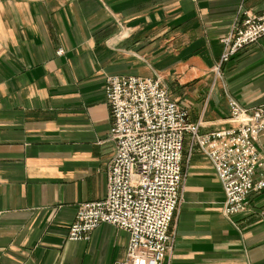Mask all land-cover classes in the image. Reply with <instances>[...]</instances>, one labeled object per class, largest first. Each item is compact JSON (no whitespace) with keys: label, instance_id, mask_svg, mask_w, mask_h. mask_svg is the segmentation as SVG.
Returning <instances> with one entry per match:
<instances>
[{"label":"crops","instance_id":"obj_1","mask_svg":"<svg viewBox=\"0 0 264 264\" xmlns=\"http://www.w3.org/2000/svg\"><path fill=\"white\" fill-rule=\"evenodd\" d=\"M245 13H264V0H0V264L122 258L128 234L111 224L66 239L76 205L105 192L114 146L104 75L157 76L198 133L233 126L229 98L264 103V36L211 71ZM257 147L264 154V132ZM181 169L162 264H264V189L225 218L188 133Z\"/></svg>","mask_w":264,"mask_h":264},{"label":"built area","instance_id":"obj_2","mask_svg":"<svg viewBox=\"0 0 264 264\" xmlns=\"http://www.w3.org/2000/svg\"><path fill=\"white\" fill-rule=\"evenodd\" d=\"M230 34L234 49L256 40L264 35V14L246 17ZM106 82L112 118L109 133L115 143L106 192L102 199L78 206L69 239L84 238L100 222L110 223L129 232L124 264H161L171 242L168 228L181 180L184 132L206 147L204 152L223 183L225 215L242 209L253 170L264 169V162H258L247 129H239L237 135L233 131L197 135L185 110L169 98L157 79L111 76ZM229 104L232 113H238L234 103ZM258 122L264 126V118ZM257 187H264V178Z\"/></svg>","mask_w":264,"mask_h":264},{"label":"rangeland","instance_id":"obj_3","mask_svg":"<svg viewBox=\"0 0 264 264\" xmlns=\"http://www.w3.org/2000/svg\"><path fill=\"white\" fill-rule=\"evenodd\" d=\"M261 14H264V13H261ZM261 14H247L245 13L244 16L242 18H234L233 21L231 22V24L229 25V28L227 30V32L220 38V43H221V51H220V54H219V57H218V60L217 62L212 66L211 68V71L212 73L218 77L219 74H220V68H221V65L223 63H225L226 61H228L233 55H235L238 51H240L244 46L248 45V44H251L253 42H255L256 40H258L260 37L264 36H260L259 38H257L256 40L250 42V43H247V44H244L242 46H240L239 48H233V44H234V41H235V38H231L229 37L230 35V32L231 30L235 27H241L242 26V22H243V19H245L246 17H258L260 16ZM233 51V52H232ZM61 50L58 49L56 50V54H60ZM231 52V53H230ZM230 53V54H228ZM228 54V55H227ZM224 56V57H223ZM227 56V57H226ZM111 76H115V77H128V76H134V77H139V78H151V79H157L160 84L163 86V88L166 90L169 98L174 101L172 98H171V95L167 89V87L161 82V80L157 77V76H154V77H141V76H135V75H124V74H105L104 75V84H103V93H104V98H105V88H106V80L108 77H111ZM105 101H106V98H105ZM229 101L233 102L234 105L236 106V114H233L232 112V109H231V106L229 104ZM175 102V101H174ZM176 103V102H175ZM107 104V103H106ZM179 106V105H178ZM227 107H228V120L230 122H233L234 125L233 126H230V127H226V128H219V129H216V130H213L211 132H208V133H198L197 131V127H198V122H189L188 119H187V111L185 108H183L186 112V120L189 124H192L196 127V134L199 135V136H205V137H211L212 134L214 133H217V132H226V131H233L235 135L238 134V130L239 129H247V133H248V137L250 139V141H252V145L255 149V152H256V157H257V160L258 162H264V154H262V152H260V150L258 149L257 147V141H258V138L259 136L264 132V126H260L259 125V122H258V119L260 118H264V103L263 104H259V105H256V106H253L251 108H246V107H243L241 105H239L235 100L233 99H228L227 100ZM182 108V107H181ZM109 109V108H108ZM111 118V117H110ZM111 124H112V118H111ZM111 124H110V127H111ZM110 130V128H109ZM185 133H188V132H184L183 135ZM189 134V133H188ZM183 135H182V142H183ZM109 137H110V133H109ZM111 139V137H110ZM112 140V139H111ZM189 140H190V144L192 146H195L196 149L201 152L207 159V161L209 162V165L213 171V174L214 176L216 177L217 181L219 182L221 188H222V191H223V201L221 203V206H220V211H221V214L225 217V218H228L230 215L232 214H236V213H243L245 212L247 209H248V197L251 193L253 192H259L261 191L262 189H264V187L262 188H259L257 189V184L261 181L262 178H264V169L262 168H259V167H255L254 170H253V173H252V176L250 177V180H251V189L250 191L246 194V200L244 201V204L242 206V209L239 210V211H236V212H232L231 214H224V204H225V199H226V196H225V192H224V188H223V183L221 182V180L219 179V177H217V174H216V171L214 169V166L210 160V158L208 157V155L206 154V152H204V149L206 151V147L203 149L202 147H200L198 145V143L192 139V137L190 136L189 134ZM113 142V146H114V151H115V143L114 141L112 140ZM114 151H113V154H114ZM113 156V155H112ZM112 159V157L110 158V160ZM181 160H182V151H181ZM110 162V161H109ZM108 162V164H109ZM108 164L106 166V176H107V169H108ZM180 171H181V180H180V184H179V188H178V195H177V201H176V205L174 207V210L172 212V215H171V219H170V222H169V228H168V233H169V236H170V239L172 241V234H171V231H170V227H171V222H172V219H173V216H174V213L176 211V208L178 206V203H179V200H180V195H179V190H180V187H181V181H182V178L184 176V173L181 169V163H180ZM106 176H105V192H106ZM104 192V194H105ZM104 197V196H103ZM102 197V198H103ZM101 198V199H102ZM100 200V199H99ZM98 201V200H96ZM85 202H88V201H82V202H79L77 205H76V208H75V212H74V216H73V219L71 220V222L67 225L66 227V239L67 240H84L88 237V234L89 232L95 227L97 226L98 224L100 223H104V222H100L98 224H96L94 227H92L90 230H88L87 232H85L83 234V237L84 238H81V239H69V229L71 227V225L75 222V215H76V210L78 208V206L81 204V203H85ZM91 202H94V201H91ZM106 223V222H105ZM107 224H110V223H107ZM112 225V224H111ZM114 226V225H113ZM117 227V226H115ZM117 228H120V227H117ZM122 229V228H120ZM124 231L127 232L128 234V240H129V232L125 229H122ZM128 240H127V243H126V246H125V250H124V254L122 256L121 259L115 261V262H112L110 264H124L127 260V252H128ZM170 245H171V242H170ZM166 252V251H165ZM164 252V253H165ZM163 253V254H164ZM162 261V259H161ZM160 261V263L162 264V262Z\"/></svg>","mask_w":264,"mask_h":264}]
</instances>
